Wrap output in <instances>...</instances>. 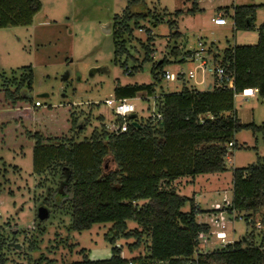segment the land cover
<instances>
[{
    "label": "rangeland",
    "instance_id": "rangeland-1",
    "mask_svg": "<svg viewBox=\"0 0 264 264\" xmlns=\"http://www.w3.org/2000/svg\"><path fill=\"white\" fill-rule=\"evenodd\" d=\"M38 1L41 8L30 25L0 28V83L14 87L28 73L29 67L31 89L23 88L21 93L33 101L39 100L41 106L38 113L24 124L33 131L39 128L59 131L68 124L67 109L71 107L78 125L72 133L76 142L88 140L92 134L111 131L109 125L114 116L104 100L116 98L113 94L115 86L154 82L155 95L179 91L183 84L190 86L194 81L187 78V72L195 63L181 61L183 51L196 49L199 41L205 47H211L213 54L216 51L219 55L234 45L256 44L258 27L264 22V0H141L128 10L130 14L143 13L145 18L136 23L133 20L128 22L130 33H123L120 37L126 53L115 61L112 30L118 25H114L113 17L116 15L121 20L127 0ZM238 5L256 6L247 27L233 26L231 15L233 7ZM220 10L224 13L226 25L218 26L211 20ZM174 33L178 37H173ZM173 49L178 50L176 55L171 52ZM150 51H155L154 57ZM161 58L167 62L159 71L177 74L182 70L184 80H166L158 73L155 82L151 68ZM125 67L130 69L128 74ZM210 78L208 76L207 80ZM197 87L200 90L205 88L204 85ZM137 95L142 96L144 92ZM155 101L154 97L134 99L136 118L145 120L155 114ZM235 101L239 111L248 114L254 110L256 123L264 120V98L257 96L245 101L237 95ZM43 111H46L43 118L35 120ZM14 126L21 131L25 129L20 123ZM13 131L14 134L8 129L4 131L7 144L0 145V264L70 263L85 256L107 259L114 245L122 248L121 256L125 259L146 256L149 243L146 232L140 240L130 236L119 238L112 244L108 237L112 234L110 222L94 223L81 231L72 230L69 204L60 202L55 205L53 198L55 191L66 181L67 171L62 170V178L59 172L35 174L33 140L15 129ZM252 133L241 130L234 135L236 147L225 158V171L197 174L194 178L178 177L169 187L186 197L199 192L198 204L203 211L208 210L210 204L222 203L225 198L230 200L232 169L255 163L257 155L264 154L261 137L256 136L255 142ZM244 142L250 145L249 148L238 150ZM253 146L263 148V151ZM110 166L114 164L107 160V168ZM189 204L187 201L181 211H188ZM42 208L48 211L46 217L39 215ZM252 215L254 218L264 217L262 213ZM226 217L230 219L226 231L229 240H240L244 245L251 240L260 241L261 235L244 217L236 218L233 213ZM196 218L205 221V212L198 213ZM126 226L130 231L139 229L134 220L126 221ZM136 241L137 246L129 247Z\"/></svg>",
    "mask_w": 264,
    "mask_h": 264
},
{
    "label": "trees",
    "instance_id": "trees-1",
    "mask_svg": "<svg viewBox=\"0 0 264 264\" xmlns=\"http://www.w3.org/2000/svg\"><path fill=\"white\" fill-rule=\"evenodd\" d=\"M140 1L127 0L121 20L116 15L113 17L114 25H118L112 30L115 61L126 53L120 37L130 33L128 22L136 23L145 18L143 13L130 14L128 10ZM40 8L38 0H0V28L30 25ZM255 9V5L234 6L233 26H249ZM173 37L178 34L174 33ZM147 48L146 45L145 50ZM171 52L176 55L178 50ZM222 58L229 59L234 71L233 88L200 90L183 84L179 91L158 96L154 82L117 85L113 88L116 98L134 97L140 92L154 96L160 119L150 115L138 120L133 115L125 132L103 131L80 142L72 136L78 125L71 107L67 109L68 124L59 131L49 132L44 128L33 131L24 124L40 108L33 105L30 96L21 93L23 88L31 89L29 67L28 73L14 87L0 83V145L7 144L4 131L8 129L14 134L15 129L33 140L35 174L59 172L62 178V170L67 171L66 181L53 198L55 205L69 204L71 229L81 231L94 223L110 222L112 234L108 237L112 244L119 238L135 236L140 240L144 232L149 234L148 252L143 257L125 259L121 248L114 245L107 259L85 256L80 261L58 264H264V251L253 246L252 240L247 245L238 240L195 256L197 235L208 230L204 222L197 221L196 214L208 210H201L191 197L181 196L169 187L178 177L225 171V157L236 147L235 133L264 131V123L256 126L241 122L234 106L235 94L246 89L257 88L258 95L264 98V22L258 27L256 44L225 48ZM165 62L167 59L161 58L153 63L151 72L155 82L158 73H163L159 69ZM45 112L35 120L42 119ZM18 123L25 128L23 131L14 126ZM229 142L231 147H228ZM107 160L114 166L105 168ZM231 190V209L245 216L264 210V164L256 161L246 167L233 168ZM141 200L145 202L138 205ZM187 201L189 210L181 211ZM128 220H134L139 229L128 230ZM137 244L136 241L129 247Z\"/></svg>",
    "mask_w": 264,
    "mask_h": 264
},
{
    "label": "built area",
    "instance_id": "built-area-1",
    "mask_svg": "<svg viewBox=\"0 0 264 264\" xmlns=\"http://www.w3.org/2000/svg\"><path fill=\"white\" fill-rule=\"evenodd\" d=\"M211 20L215 25L218 26L226 25L227 23L224 13L221 10L218 11L216 16ZM211 50V47H205L204 44L199 41L196 49L186 50L181 54L180 60L195 63L194 68L187 72V78L194 80L192 85L189 87L198 89L197 86L204 85V90L211 87L233 88L234 71L230 68L229 59L224 61L222 55H219L216 51L213 54ZM150 55L151 57H154L155 51H152ZM215 55L218 56L217 59H215ZM197 71H199V76H197ZM126 72L128 74L130 69H126ZM161 76L166 80L179 79L183 81L185 78V73L182 70L177 74L163 71ZM208 76L211 77L210 81L207 80ZM151 97L154 96L136 95L134 97L127 98H106L104 100V104L111 109V112L114 116L113 123L109 125V128L111 129L110 132H125L128 127L129 118H132L133 115H135V104L132 101L134 99L145 100ZM33 105L41 106V102L39 100H35L33 101ZM151 116L155 117L156 119H160V114L157 112L155 114H151ZM231 145L232 143L229 142L228 147H231ZM263 212L264 210L257 213L264 214ZM229 213H233L234 217L236 218L244 217L245 221L259 232L261 235L260 241H252V245L264 251V217L254 218V215L245 216L244 213L231 209V201L225 198L223 199L222 203H213L208 211L205 212L206 219L203 222L207 225L208 230L206 232L200 231L198 233V246L194 254L195 256L196 253H205L214 249L224 248L228 244L235 242L228 239V234L226 232L227 224L230 221L226 215ZM213 243L216 245L214 244V246H209Z\"/></svg>",
    "mask_w": 264,
    "mask_h": 264
},
{
    "label": "crops",
    "instance_id": "crops-1",
    "mask_svg": "<svg viewBox=\"0 0 264 264\" xmlns=\"http://www.w3.org/2000/svg\"><path fill=\"white\" fill-rule=\"evenodd\" d=\"M219 53V52H218ZM237 95H241V97L245 100V101H247V100H254V98H257V96H259L258 95V90H257V88H250V89H246V90H244L243 92H240V93H238V94H235V97L237 96ZM234 106H235V109H236V112H237V117H238V119L241 121V122H243V123H253L254 125H256V126H261L263 123H264V120L263 121H261L260 123H256V119H255V116H254V110L252 109V112H248V114H246L245 112H242L241 110L239 111L238 110V108H237V104H236V101H235V98H234ZM238 133V132H237ZM236 134V133H235ZM252 136H254V141L256 142L257 141V137L256 136H260L261 137V140L263 141V143H264V131H260V132H256V133H252ZM235 141V140H234ZM235 144H236V142H235ZM240 146H242V148H239L238 150H241V149H246V148H249V146L250 145H248V144H245V142H244V144L243 145H240ZM239 146V147H240ZM252 148H254V149H258L260 152L261 151H263V148H261V149H259V147L257 146V148L255 147V146H253ZM232 150V149H231ZM230 150V151H231ZM232 152V151H231ZM230 152V153H231ZM262 154H259V155H257V160L256 161H259V162H261V163H263L264 164V154H263V152H261ZM218 173V172H217ZM196 176V175H195ZM194 176V177H195ZM193 177V178H194ZM192 199H193V201H194V203L196 204V205H198V207H200L199 206V204H198V198L199 197H201L200 196V193L198 192V195H196L195 193L194 194H192V196H190ZM212 204H210V206H211ZM210 206L207 208V209H209L210 208ZM197 215L198 214H196V217H197ZM197 219V218H196ZM198 221V220H197ZM118 247H120V246H118ZM121 248V247H120ZM121 255H122V248H121ZM123 256V255H122Z\"/></svg>",
    "mask_w": 264,
    "mask_h": 264
},
{
    "label": "water",
    "instance_id": "water-1",
    "mask_svg": "<svg viewBox=\"0 0 264 264\" xmlns=\"http://www.w3.org/2000/svg\"><path fill=\"white\" fill-rule=\"evenodd\" d=\"M105 30H107V29L105 28ZM134 125L135 126H138V124L136 122L134 123ZM105 168H107V161H105ZM47 213H48L47 209H44V208L40 209V211H39V215L41 217H46L47 216Z\"/></svg>",
    "mask_w": 264,
    "mask_h": 264
}]
</instances>
